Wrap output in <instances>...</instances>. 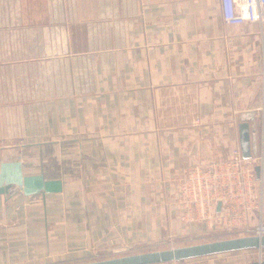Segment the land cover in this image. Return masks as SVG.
I'll use <instances>...</instances> for the list:
<instances>
[{
	"label": "crops",
	"instance_id": "obj_1",
	"mask_svg": "<svg viewBox=\"0 0 264 264\" xmlns=\"http://www.w3.org/2000/svg\"><path fill=\"white\" fill-rule=\"evenodd\" d=\"M242 119L264 160V21L226 23L220 0H0V162L63 184L0 195V260L43 256L67 223L115 245L205 233L172 183L239 146ZM49 193L84 219H51Z\"/></svg>",
	"mask_w": 264,
	"mask_h": 264
},
{
	"label": "built area",
	"instance_id": "obj_2",
	"mask_svg": "<svg viewBox=\"0 0 264 264\" xmlns=\"http://www.w3.org/2000/svg\"><path fill=\"white\" fill-rule=\"evenodd\" d=\"M220 9L226 23L264 21V0H220ZM256 162L253 156L243 158L239 146H234L221 158L184 167L172 183L180 219L186 224L204 223L218 231L263 234L264 182L254 178ZM252 210L260 217L253 227L248 224Z\"/></svg>",
	"mask_w": 264,
	"mask_h": 264
},
{
	"label": "rangeland",
	"instance_id": "obj_3",
	"mask_svg": "<svg viewBox=\"0 0 264 264\" xmlns=\"http://www.w3.org/2000/svg\"><path fill=\"white\" fill-rule=\"evenodd\" d=\"M49 194V200L46 202V207L47 214L49 213L51 219L60 216L69 222L70 218H73V215L84 219L85 212L83 211V208L86 204H80L77 202L75 195L71 196L67 194L62 196L60 194L54 193ZM39 196H41L40 192L31 195V198H37ZM76 205H78V211L75 210V207H73ZM34 208L33 210L38 211L40 206ZM18 216L19 215H16V217ZM70 230L71 228L68 223L67 225H63L61 228L60 243L54 244L55 247L50 249H48L47 246L43 256H39L38 258L30 257L26 252V248L28 246L18 241L16 242V247H23V249H16L18 250L16 251L14 248H12L14 249L12 253L13 263L5 262V259H3L0 260V264H76L123 254L170 248L179 245H187L219 238L255 233L253 231L241 232L238 230H232L228 232L218 231V228H210L205 233H190L168 236L157 242L135 244L123 243L115 245L112 243H105L101 240H90L85 234L83 228L80 229L82 232L73 233V235L69 234ZM0 232L4 233V230L0 229ZM260 260H264V247L261 249L255 247L224 251L179 260L173 259L161 261L151 264H243Z\"/></svg>",
	"mask_w": 264,
	"mask_h": 264
},
{
	"label": "water",
	"instance_id": "obj_4",
	"mask_svg": "<svg viewBox=\"0 0 264 264\" xmlns=\"http://www.w3.org/2000/svg\"><path fill=\"white\" fill-rule=\"evenodd\" d=\"M237 126L241 155L243 158H251L253 151L250 123L247 119H242L238 122ZM253 175L255 179H261L264 182V160L254 163ZM13 185H17L25 195L38 192L43 194L48 192H60L63 189L62 180L60 178H45L42 172L25 174L23 173L20 160L1 161L0 195L6 196ZM219 207L220 203L218 202L216 208L219 209ZM255 247L259 249L264 247V233L219 238L170 248L123 254L76 264H151L173 259L179 260L200 255ZM260 263H264V260L243 264Z\"/></svg>",
	"mask_w": 264,
	"mask_h": 264
}]
</instances>
